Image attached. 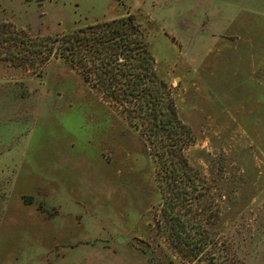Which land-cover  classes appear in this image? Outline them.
Here are the masks:
<instances>
[{"label":"rangeland","instance_id":"374dc122","mask_svg":"<svg viewBox=\"0 0 264 264\" xmlns=\"http://www.w3.org/2000/svg\"><path fill=\"white\" fill-rule=\"evenodd\" d=\"M130 15L208 185L182 235L208 245L172 242L143 131L64 61L0 47V264H264V0H0L31 47Z\"/></svg>","mask_w":264,"mask_h":264},{"label":"trees","instance_id":"16d2710c","mask_svg":"<svg viewBox=\"0 0 264 264\" xmlns=\"http://www.w3.org/2000/svg\"><path fill=\"white\" fill-rule=\"evenodd\" d=\"M34 42L25 30L16 31L0 22V47L8 48L14 56L22 53V62L28 61L29 54L36 55L40 67L52 57L64 61L134 129L143 131L157 166L156 180L168 196L163 217L171 224L168 234L172 242L180 253L190 248L197 255L205 249L206 240L194 239L192 233L182 235L190 223H182L176 210L190 206L195 190L208 185L186 157L191 130L179 117L172 93L158 75L156 59L134 16L79 28L40 41L41 47H31Z\"/></svg>","mask_w":264,"mask_h":264}]
</instances>
